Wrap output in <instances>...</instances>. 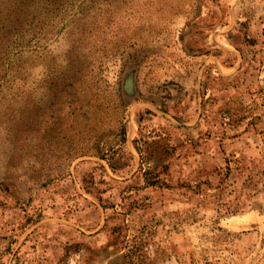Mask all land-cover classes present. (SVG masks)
<instances>
[{"label":"rangeland","instance_id":"1","mask_svg":"<svg viewBox=\"0 0 264 264\" xmlns=\"http://www.w3.org/2000/svg\"><path fill=\"white\" fill-rule=\"evenodd\" d=\"M131 62L129 156L59 157ZM127 263L264 264V0H0V264Z\"/></svg>","mask_w":264,"mask_h":264},{"label":"trees","instance_id":"2","mask_svg":"<svg viewBox=\"0 0 264 264\" xmlns=\"http://www.w3.org/2000/svg\"><path fill=\"white\" fill-rule=\"evenodd\" d=\"M98 1V0H93ZM132 1V0H128ZM130 9V7H127ZM131 8H134L131 7ZM71 25L82 26L78 19H71ZM94 28H101V24L93 25ZM100 71L93 70L92 66L83 67L79 72L73 70L68 76L72 85L71 92L78 94L85 100L86 110L83 118L84 126L81 144H73L67 147L60 155L62 159H71L78 155L95 156L104 161L108 169L113 172L115 164L124 158L125 153V105L136 99L137 89L135 85V63H127L121 71L118 81L110 84L100 77ZM144 113H151L144 110ZM138 116V121L140 119ZM86 121V122H85ZM78 134V132H77ZM56 136L62 138V133L57 130ZM133 148L139 151L136 140L131 141ZM126 156L129 153L126 151ZM105 176L103 166L99 165ZM145 173V180L149 184H159L158 179L148 178ZM110 178V177H108ZM101 207L106 205L99 197ZM126 258L127 254H123ZM129 264V263H127Z\"/></svg>","mask_w":264,"mask_h":264}]
</instances>
